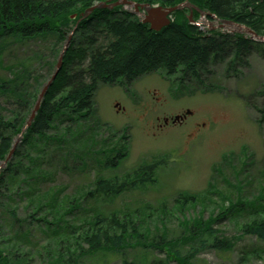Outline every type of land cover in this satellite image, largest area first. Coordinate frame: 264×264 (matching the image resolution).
Wrapping results in <instances>:
<instances>
[{
    "label": "trees",
    "instance_id": "16d2710c",
    "mask_svg": "<svg viewBox=\"0 0 264 264\" xmlns=\"http://www.w3.org/2000/svg\"><path fill=\"white\" fill-rule=\"evenodd\" d=\"M116 1L0 0V60L6 42L10 39L25 42L53 37L56 39L53 49L55 60L48 63L53 73L72 25L94 5ZM131 1L163 8L176 7L189 1L200 11L213 14L222 21L245 26L264 37V0ZM188 13V10L175 12L174 21L160 32L150 30L149 25L143 24L136 14L126 11L124 7L96 9L87 20L80 23L64 55L59 75L50 86L34 122L25 131L21 144L16 147L1 173L0 206L1 200L7 197L5 192L11 191L10 185L21 184L15 194H22L31 202V221L37 220L52 229L55 224L61 228L60 222L63 220L67 224L63 218L73 215L79 208L78 200L66 196L60 199L58 189L40 191L38 183L32 187L33 190L30 187L31 183L35 185L42 178L37 171H42L41 161L46 156L45 148L52 145L61 150L69 139L74 143L85 136L95 142L100 136L104 126L97 118L94 105L99 83L113 86L123 81L125 85H130L145 75L161 73L171 80L172 86L179 88L185 83L204 84L203 79L210 64L227 63L226 76L238 77L240 69L249 66V57L253 53L264 59V43L240 35H205L199 27L190 24ZM74 15L77 18L73 20ZM199 16V12H194L193 19L197 21ZM85 62H88L85 68H78ZM10 72L11 78H0V97L15 104V110L9 111L11 117L8 118L3 115L6 108L0 104V166L6 161L16 138L27 124L43 86L39 78L34 77L31 67L22 65L18 69L11 68ZM53 130L55 135H51ZM129 140L130 136L125 132L109 140H102L105 145H111L97 153L103 158L100 163L107 169L118 170L128 157ZM158 167V163L142 164L122 178L104 179L99 176L85 197L102 196L111 201L124 192L155 184L153 182L156 181ZM23 185H27V189H23ZM210 188L204 195L201 194L203 196L181 193L172 211L174 215L164 207L157 209L143 203L141 209L132 212L113 211L108 216L99 211L93 212L87 217L78 235H75L78 228L68 223L67 230L59 234L62 236L59 243L75 246L73 251L67 250L70 256L65 260L71 262L68 264H77L79 258L86 256L119 254L137 247L147 251L168 250L165 259L150 258L149 253H144L139 264H194L196 256L208 248L218 253H230L235 244L232 239L221 235L214 224L233 214L226 216L228 211L224 210L216 217L211 215L205 219L200 210L193 219L185 217L191 208L196 210L204 202H209L212 193L220 196L214 184ZM221 198H225L223 202L226 201L225 196ZM246 202L239 201L236 205L230 203L229 212L242 214ZM248 203L253 209L261 204L257 201ZM40 213H44L43 218ZM253 213L256 217L243 224L242 234L264 242V213L259 214L256 210ZM16 214V210L10 211L14 218ZM177 214L182 215V220ZM168 215L172 216L171 219L175 218L183 228L181 238L176 241H165L164 233L155 235L153 230L155 225L162 224L166 232ZM14 222L21 221L16 218ZM70 238H74L73 243L68 241ZM84 245L88 246L87 249L83 248ZM185 245L191 246L187 252L189 256L180 253V247ZM124 262L127 264V261Z\"/></svg>",
    "mask_w": 264,
    "mask_h": 264
},
{
    "label": "rangeland",
    "instance_id": "374dc122",
    "mask_svg": "<svg viewBox=\"0 0 264 264\" xmlns=\"http://www.w3.org/2000/svg\"><path fill=\"white\" fill-rule=\"evenodd\" d=\"M126 10L133 11V8L126 7ZM136 15L139 19L145 18L143 13ZM203 23L199 28L208 34L212 26ZM73 28L74 25L70 32ZM235 31L233 33H238ZM242 35L253 38L246 31ZM55 44L53 37L25 42L8 40L0 60V78H11V68L31 67L34 77L43 85L42 91L53 75L48 63L55 60ZM87 64L85 62L78 68H85ZM203 82L176 88L163 74H149L128 87L123 83L115 86L99 83L94 105L97 118L104 126L100 136L95 142L85 136L74 143L69 139L61 150L52 145L45 148L42 171H37L42 178L35 185L31 183L30 188L33 190L38 183L40 191L58 189L60 199L65 196L77 199L79 208L63 219L78 228L75 234L78 235L93 212L99 211L107 216L113 211L132 212L141 209L145 203L157 209L164 207L174 215L172 211L181 193L204 195L214 184L220 196L210 191L209 202H204L196 210L191 208L185 217L193 219L201 210L203 218L207 219L228 211L226 216L233 215L220 220L214 227L221 235L232 239L235 246L230 253L204 249L196 256L194 264H264V242L242 234L243 224L256 217L254 210L264 213V60L253 53L249 67L242 68L237 78L226 76L223 62L210 64ZM6 100L0 97V104L7 109L3 115L8 118L11 117L9 111L15 110V104ZM188 109L192 115L185 122L164 125L165 119H173ZM203 123L206 125L198 126ZM123 132L130 136L128 157L118 170L107 169L100 163L103 158L97 153L106 150L111 143L105 145L102 140ZM51 135H55V130ZM20 144L21 140L18 146ZM155 163L159 164L155 184L124 192L111 201L102 196L85 197L99 176L122 178L142 164ZM6 167L2 166L0 176ZM20 185H10L11 191L5 192L7 197L1 200L0 264L71 263L65 260L70 256L67 250L73 251L75 245L59 243L62 237L59 234L64 233L68 225L63 220L61 228L55 224L52 229L37 220L31 221V202L22 194H15ZM22 187L25 189L27 185ZM221 196L226 197L225 202ZM239 201H247L245 211L230 213V203L236 205ZM254 201L261 203L255 209L248 203ZM15 210L14 218L10 211ZM177 215L182 220V215ZM40 217L43 218L44 213H40ZM16 218L21 222H14ZM171 218L168 215L166 232L162 224L153 229L155 235L164 233L165 241H176L183 233L177 220ZM68 241L73 243L74 238ZM87 247L83 246L84 249ZM190 248V245L181 246L180 253L189 256ZM144 253H149L150 258L165 259L168 250L130 248L119 254L100 253L95 257L79 258L77 264H125L124 261L139 264Z\"/></svg>",
    "mask_w": 264,
    "mask_h": 264
},
{
    "label": "water",
    "instance_id": "95a60500",
    "mask_svg": "<svg viewBox=\"0 0 264 264\" xmlns=\"http://www.w3.org/2000/svg\"><path fill=\"white\" fill-rule=\"evenodd\" d=\"M120 6H131V7H134L135 9V12L136 13H140V12H144V15H145V18L143 19V23L144 24H149L150 25V30L152 31H155V32H160L163 28L167 27L170 25L171 21L169 19V16L171 14H173L174 12L176 11H179V10H182L184 8H190V21H192V15H193V11L194 10H197L194 6H192L189 2L187 3H184L182 5H179V6H176V7H173V8H163V7H159V6H151L149 4H138V3H135V2H132V1H128V0H119L115 3H106V2H103V3H100V4H97L93 7H91L90 9H88L85 13H83L80 17V19L78 20L76 26H75V30L78 28L80 22L82 20H85L87 19L96 9H109V10H112L116 7H120ZM201 13V16L202 18H204L206 16V13H203V12H200ZM76 16H73V19H75ZM225 26H235L237 28H243V26H240V25H236V24H233L231 22H226V21H222V24H221V27H225ZM75 30L73 31V33L70 35L69 39H68V42L65 46V49L63 51V53L61 54L60 58H59V61H58V64H57V69L54 73V75L52 76L51 80L47 83V85H45V87L43 88L40 96H39V99L36 103V106L34 108V110L32 111V114L28 120V123H27V126L25 127L28 128L31 126L32 122L34 121L40 107H41V104H42V101L46 95V93L48 92L49 90V87L51 86V84L53 83V81L56 79L57 75L59 74L61 68H62V64H63V55L64 53L66 52L69 44H70V41L72 40V36L74 35L75 33ZM246 32H248L249 34L255 36V37H258L253 31H251L250 29H247L246 28ZM261 40H263V38H260ZM13 151L14 149L11 151L9 157H8V160L10 159V157L12 156L13 154Z\"/></svg>",
    "mask_w": 264,
    "mask_h": 264
},
{
    "label": "flooded vegetation",
    "instance_id": "af4514ba",
    "mask_svg": "<svg viewBox=\"0 0 264 264\" xmlns=\"http://www.w3.org/2000/svg\"><path fill=\"white\" fill-rule=\"evenodd\" d=\"M179 121H177L176 123H174V121H175V118L173 119V124L175 125V124H177V123H183L186 119H187V116L185 115V114H182V115H179ZM170 120H172V118L170 119ZM170 120L169 119H165L164 120V123H165V125H168L169 124V122H170ZM205 124H202L201 126H204ZM198 126H200V125H198Z\"/></svg>",
    "mask_w": 264,
    "mask_h": 264
},
{
    "label": "bare ground",
    "instance_id": "6f19581e",
    "mask_svg": "<svg viewBox=\"0 0 264 264\" xmlns=\"http://www.w3.org/2000/svg\"><path fill=\"white\" fill-rule=\"evenodd\" d=\"M226 22H231V23H233V24H236V25H239V24H237V23H234V22H232V21H226ZM240 26H242V25H240ZM244 27V26H243ZM240 30V29H239ZM211 34H209L208 36H210ZM54 82V81H53Z\"/></svg>",
    "mask_w": 264,
    "mask_h": 264
}]
</instances>
